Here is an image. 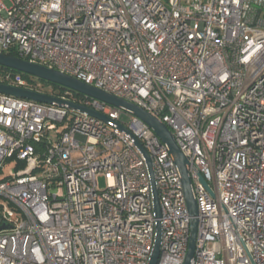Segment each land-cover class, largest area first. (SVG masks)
Returning a JSON list of instances; mask_svg holds the SVG:
<instances>
[{"label":"built area","instance_id":"built-area-1","mask_svg":"<svg viewBox=\"0 0 264 264\" xmlns=\"http://www.w3.org/2000/svg\"><path fill=\"white\" fill-rule=\"evenodd\" d=\"M8 1L1 52L132 102L171 130L199 212L191 264H264V0ZM1 67L0 83L84 105L130 134L0 93V264H149L158 222L157 264H184L183 182L149 125Z\"/></svg>","mask_w":264,"mask_h":264},{"label":"water","instance_id":"water-1","mask_svg":"<svg viewBox=\"0 0 264 264\" xmlns=\"http://www.w3.org/2000/svg\"><path fill=\"white\" fill-rule=\"evenodd\" d=\"M0 65L12 70H16L23 74H27L29 76H33L38 79H42L50 83L57 84L61 87L70 89L79 94H83L91 98L97 99L108 105L116 107L126 113L134 115L139 119H141L142 121H144L147 125H149V127L156 133V135L166 145L168 151L170 152L176 164L181 180L183 182L184 192L187 200V207L189 214L191 216L190 240H189L188 251L184 260V264H191V261L194 257L195 246H196L199 212L194 194L193 184L191 182L189 169H188L189 161L187 157L183 154V152L180 150L168 126L162 123L158 118L153 116L151 113H149L142 107L132 102H129L125 99L109 94L99 88L89 85L81 80H78L70 75L62 73L56 69L48 68L38 63L29 62L19 57L10 56L1 51H0ZM0 93L19 97V98L31 99L41 103L53 104L58 106L68 105L71 108L79 109L94 117L100 118L109 124H113L117 128L124 130L125 132L130 134V132L123 125L111 119L107 115L102 114L96 110L90 109L81 104L63 100L61 98L54 97L49 94H43L34 90L8 85L5 83H0ZM136 145L141 150V152L143 153L144 157L147 160L149 172L151 175V181L153 185L154 209L157 214V217H160L161 215L160 202H159L158 191L155 183L154 171L152 168V161L147 151L144 149L142 144L137 140H136ZM201 182L208 189V191H211L209 185L203 179V177H201ZM3 229H7V225L0 224V230ZM160 251H161V225L160 222H158L157 237L155 240V245L149 264L158 263L160 257Z\"/></svg>","mask_w":264,"mask_h":264},{"label":"trees","instance_id":"trees-1","mask_svg":"<svg viewBox=\"0 0 264 264\" xmlns=\"http://www.w3.org/2000/svg\"><path fill=\"white\" fill-rule=\"evenodd\" d=\"M7 54L10 55V56L17 57V54H16L15 52H13V51H8ZM1 68H2V69H7V70H10V71H13V72H18V71H16V70H12V69H9V68H6V67H1ZM18 73H21V72H18ZM22 74H23V73H22ZM23 75H25L26 77L30 78V76L27 75V74H23ZM40 81L43 82V83L51 84V85H53L55 88H59L61 92L65 91V90H70V89H67V88L61 87V86H59V85H57V84L50 83V82L45 81V80H42V79H40ZM71 91H72V90H71ZM73 92H74L75 95L78 96V97H83V96H84L83 94H79V93H77V92H75V91H73Z\"/></svg>","mask_w":264,"mask_h":264},{"label":"rangeland","instance_id":"rangeland-1","mask_svg":"<svg viewBox=\"0 0 264 264\" xmlns=\"http://www.w3.org/2000/svg\"><path fill=\"white\" fill-rule=\"evenodd\" d=\"M5 2H6V4H9V1L8 0H4ZM38 79V78H37ZM39 80V79H38ZM56 89V92H60V89L59 88H55ZM47 91L48 92H51V90H49V89H47ZM127 118V117H126ZM128 119V118H127ZM52 137L53 138H56L57 137V132L56 131H53L52 133ZM13 164H14V162H13ZM8 171V170H7ZM100 186L102 187V188H104V186H105V180L103 179V178H100Z\"/></svg>","mask_w":264,"mask_h":264}]
</instances>
